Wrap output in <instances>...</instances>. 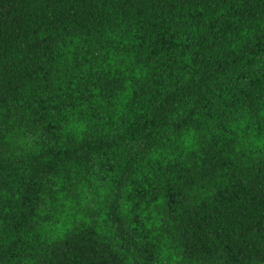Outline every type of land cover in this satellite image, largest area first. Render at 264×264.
Returning <instances> with one entry per match:
<instances>
[{"label": "trees", "instance_id": "obj_1", "mask_svg": "<svg viewBox=\"0 0 264 264\" xmlns=\"http://www.w3.org/2000/svg\"><path fill=\"white\" fill-rule=\"evenodd\" d=\"M0 264H264V0H0Z\"/></svg>", "mask_w": 264, "mask_h": 264}]
</instances>
